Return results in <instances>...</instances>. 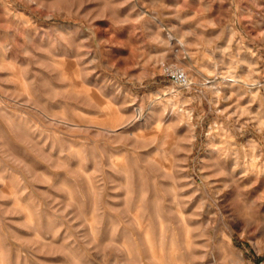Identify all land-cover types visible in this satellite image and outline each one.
<instances>
[{
  "label": "rangeland",
  "instance_id": "obj_1",
  "mask_svg": "<svg viewBox=\"0 0 264 264\" xmlns=\"http://www.w3.org/2000/svg\"><path fill=\"white\" fill-rule=\"evenodd\" d=\"M0 264H264V0H0Z\"/></svg>",
  "mask_w": 264,
  "mask_h": 264
},
{
  "label": "bare ground",
  "instance_id": "obj_2",
  "mask_svg": "<svg viewBox=\"0 0 264 264\" xmlns=\"http://www.w3.org/2000/svg\"><path fill=\"white\" fill-rule=\"evenodd\" d=\"M180 43V42H179ZM181 44V43H180ZM225 79V78H224ZM186 80H188V78L186 77ZM229 82L233 83L235 82V80L232 78L231 80H229ZM207 83V82H206ZM175 94V93H174ZM19 127V126H18ZM81 162V161H80ZM238 173V172H237ZM29 175V174H28ZM236 175V174H235ZM129 187V186H128ZM128 194V193H127ZM136 202V201H135ZM100 205V204H99ZM141 206V205H140ZM142 209V208H141ZM98 225V224H97ZM183 230V229H182ZM91 231V230H90ZM142 232V231H141ZM173 238V237H172ZM113 240V239H112ZM172 240H170L171 242ZM174 243H175V240H174ZM152 244V243H151ZM172 244V243H171ZM94 246V245H93ZM104 248V247H103ZM243 260V259H242Z\"/></svg>",
  "mask_w": 264,
  "mask_h": 264
}]
</instances>
